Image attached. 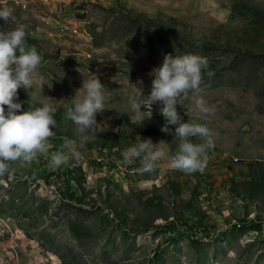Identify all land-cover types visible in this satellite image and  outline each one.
Here are the masks:
<instances>
[{"label":"rangeland","instance_id":"374dc122","mask_svg":"<svg viewBox=\"0 0 264 264\" xmlns=\"http://www.w3.org/2000/svg\"><path fill=\"white\" fill-rule=\"evenodd\" d=\"M0 7L13 14L0 28L24 24L40 54L33 87L17 89L21 109L58 106L48 153L9 162L13 175H0V264H264V0H0ZM188 52L206 56L211 75L205 71L176 107L183 120L211 130L206 171L173 169L166 156L138 173V160L122 159L126 147L150 137L171 155L178 140L161 131L159 102L136 125L127 98L150 92L151 70L166 53ZM94 62L108 68L103 81ZM88 78H98L109 99L77 155L52 169L49 154L81 135L65 110Z\"/></svg>","mask_w":264,"mask_h":264},{"label":"clouds","instance_id":"9594fccd","mask_svg":"<svg viewBox=\"0 0 264 264\" xmlns=\"http://www.w3.org/2000/svg\"><path fill=\"white\" fill-rule=\"evenodd\" d=\"M12 15L8 7H0V20L7 21ZM25 36L22 23L11 29L0 28V175H13L15 169L9 162L29 163L38 154L48 153L52 147L49 137L54 136L56 127L58 106L55 103L42 101L31 109H21V102L16 99L18 88L28 90L33 87L34 74L40 63V54L27 44ZM207 64V57L195 52L166 53L151 70L150 92L143 95L140 88L139 92L134 89L129 94L127 113L133 124L140 125L150 118L152 104L159 102L162 105L159 112L164 117L160 129L174 131L178 140L176 151L171 155L160 146L161 140L153 142L150 137L126 147L121 153L122 159L125 163L138 160V173L151 172L157 161L166 156L173 169L191 173L204 167L207 152L214 147L211 130L206 123L183 120L176 105L188 90L198 88L205 71L211 75ZM80 88L83 94L78 91ZM78 89L71 96V107L65 110V117L78 126L81 135L78 141L65 140L62 147L49 154L47 163L52 169L68 163L77 155L75 148L88 141L87 133L97 122L95 115L105 108L109 99L98 78L83 80ZM198 107L201 112H209L203 104ZM169 125H174V129Z\"/></svg>","mask_w":264,"mask_h":264},{"label":"trees","instance_id":"16d2710c","mask_svg":"<svg viewBox=\"0 0 264 264\" xmlns=\"http://www.w3.org/2000/svg\"><path fill=\"white\" fill-rule=\"evenodd\" d=\"M25 40H26V42H27V44H30L32 41H31V39H29V38H25ZM95 65H98L97 64V62H94V64L92 65V68H93V71L99 76V78L100 79H102V81H103V77H104V74H103V71L105 72L106 71V69H108L106 66H101V67H97V66H95ZM109 69L111 70V74H114L115 73V66H111V67H109ZM81 171V168H79V167H76V168H74L73 170H71L70 171V173H74V172H77V171ZM199 192H198V190H196V194H198ZM70 195H72V194H70ZM191 200L189 201V205H188V209L190 210V211H193L194 210V208H195V200L197 199V197H199V194H198V196L197 195H195V194H192L191 195ZM178 215H176L175 217H177ZM178 219V218H177ZM148 227L150 226V225H147Z\"/></svg>","mask_w":264,"mask_h":264},{"label":"bare ground","instance_id":"6f19581e","mask_svg":"<svg viewBox=\"0 0 264 264\" xmlns=\"http://www.w3.org/2000/svg\"><path fill=\"white\" fill-rule=\"evenodd\" d=\"M205 166L206 165H204V167L202 168V170H199V172H201V173H203V172H205L206 170H205ZM198 171V170H197ZM240 225V224H239Z\"/></svg>","mask_w":264,"mask_h":264},{"label":"built area","instance_id":"2783aa9c","mask_svg":"<svg viewBox=\"0 0 264 264\" xmlns=\"http://www.w3.org/2000/svg\"><path fill=\"white\" fill-rule=\"evenodd\" d=\"M129 170H131V171H132V173H135V169H129Z\"/></svg>","mask_w":264,"mask_h":264}]
</instances>
